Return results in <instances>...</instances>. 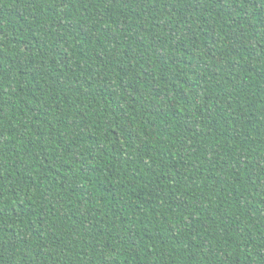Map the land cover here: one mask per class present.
<instances>
[{
	"label": "trees",
	"instance_id": "16d2710c",
	"mask_svg": "<svg viewBox=\"0 0 264 264\" xmlns=\"http://www.w3.org/2000/svg\"><path fill=\"white\" fill-rule=\"evenodd\" d=\"M0 264H264V0H0Z\"/></svg>",
	"mask_w": 264,
	"mask_h": 264
}]
</instances>
